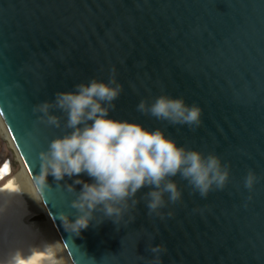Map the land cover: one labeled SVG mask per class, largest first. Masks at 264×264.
I'll use <instances>...</instances> for the list:
<instances>
[{
	"label": "water",
	"instance_id": "95a60500",
	"mask_svg": "<svg viewBox=\"0 0 264 264\" xmlns=\"http://www.w3.org/2000/svg\"><path fill=\"white\" fill-rule=\"evenodd\" d=\"M113 69L122 91L111 117L215 153L229 181L202 198L174 177L181 199L159 215L149 214L143 188L135 207L112 218L118 223L97 211L77 233L65 214H81L72 206L83 187L75 181L93 180L50 174L39 183L41 153L69 130L63 112L52 110L57 128L35 107L78 83L106 82ZM160 95L197 105L199 126L137 111ZM0 112L72 264H156L155 245L160 264H264V0H0Z\"/></svg>",
	"mask_w": 264,
	"mask_h": 264
},
{
	"label": "clouds",
	"instance_id": "9594fccd",
	"mask_svg": "<svg viewBox=\"0 0 264 264\" xmlns=\"http://www.w3.org/2000/svg\"><path fill=\"white\" fill-rule=\"evenodd\" d=\"M121 91L113 69L106 82L93 78L78 83L73 91L57 92L54 101L35 107L43 114L39 117L42 122L57 128L61 127V117L52 110L63 112V127L69 130L53 139L41 153L43 171L39 183L46 185L50 174L58 181L81 174L93 180L75 181L83 187L72 206L81 214L74 221L65 214L71 231L86 229L97 211L118 223L112 218H122L129 202L135 207L139 203L137 193L143 188L149 189L143 195L149 214L159 215L166 203L176 204L181 199L182 191L173 179L177 176L202 198L210 191L222 190L229 181V165L215 153L181 146L160 128L151 130L139 122L111 117L110 110ZM137 111L171 125L189 127L199 126L201 116L197 105L168 95H160L151 103L141 100ZM256 182L255 173L249 170L244 187L251 191ZM68 190L74 191V186L68 185ZM150 251L155 254L156 264H160L162 246H152ZM38 255L35 249L27 254L16 250L0 264H36Z\"/></svg>",
	"mask_w": 264,
	"mask_h": 264
},
{
	"label": "bare ground",
	"instance_id": "6f19581e",
	"mask_svg": "<svg viewBox=\"0 0 264 264\" xmlns=\"http://www.w3.org/2000/svg\"><path fill=\"white\" fill-rule=\"evenodd\" d=\"M2 117L0 116V129L13 143L14 138ZM13 145L16 146L15 143ZM21 159L24 161L22 157ZM23 165L24 168L17 179L11 178L8 184L0 187V261L6 260L16 250L27 254L35 249L39 253L36 264H72L60 232L41 195L36 188L33 189L24 162ZM8 171V167L0 171V180L8 177ZM29 204L31 209L28 207ZM35 213H47L48 222L45 224L32 222Z\"/></svg>",
	"mask_w": 264,
	"mask_h": 264
},
{
	"label": "rangeland",
	"instance_id": "374dc122",
	"mask_svg": "<svg viewBox=\"0 0 264 264\" xmlns=\"http://www.w3.org/2000/svg\"><path fill=\"white\" fill-rule=\"evenodd\" d=\"M0 116L2 117V114H0ZM5 124H6V122H5ZM13 143H15L14 139H13ZM13 143L8 138H6L4 136L3 130L0 129V171H2L6 167L7 163H9V166L11 168V173H12L10 175V169L8 167V169H9L8 174L9 175L5 180H0V187L8 184L9 179H11V178L17 179L16 177L22 172V170L24 168V165H23L24 161H22L20 153L18 152L17 147L13 145ZM29 176H30L31 182L33 184V189L35 190L36 187L33 183V179H32V176L30 175V173H29ZM0 178H1V174H0ZM20 188H23V187H20ZM23 193H25V191H23ZM28 207L30 208V204L28 205ZM48 220H49V216L47 213H40L39 218L33 217L31 221L32 222L34 221L38 224H45L46 222H48ZM62 245L64 246L63 242H62Z\"/></svg>",
	"mask_w": 264,
	"mask_h": 264
},
{
	"label": "flooded vegetation",
	"instance_id": "af4514ba",
	"mask_svg": "<svg viewBox=\"0 0 264 264\" xmlns=\"http://www.w3.org/2000/svg\"><path fill=\"white\" fill-rule=\"evenodd\" d=\"M6 167H9V169H10V175H11L12 173H11V168H10L9 164H7Z\"/></svg>",
	"mask_w": 264,
	"mask_h": 264
}]
</instances>
